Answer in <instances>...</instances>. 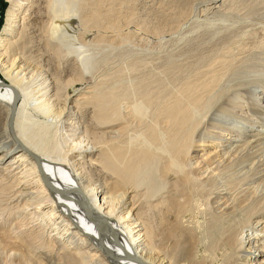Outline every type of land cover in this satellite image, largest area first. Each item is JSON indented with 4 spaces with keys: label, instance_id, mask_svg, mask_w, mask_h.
Returning <instances> with one entry per match:
<instances>
[{
    "label": "bare ground",
    "instance_id": "6f19581e",
    "mask_svg": "<svg viewBox=\"0 0 264 264\" xmlns=\"http://www.w3.org/2000/svg\"><path fill=\"white\" fill-rule=\"evenodd\" d=\"M4 2L0 264H264V60L233 58L156 111L79 31L83 6L43 68L27 52L61 16Z\"/></svg>",
    "mask_w": 264,
    "mask_h": 264
},
{
    "label": "rangeland",
    "instance_id": "374dc122",
    "mask_svg": "<svg viewBox=\"0 0 264 264\" xmlns=\"http://www.w3.org/2000/svg\"><path fill=\"white\" fill-rule=\"evenodd\" d=\"M73 1L71 6L62 4L53 7L47 0H33L34 7L40 10L43 16L58 14L61 17L50 25L42 22L39 24L38 34H35L36 37L33 36L34 48L32 47L27 55L33 53V60L46 68L44 63L46 58L43 57L46 51L44 41L47 40L51 44L54 43L53 51L62 53L64 57L63 49L56 44V41L51 42L50 38L53 39L52 35H54L56 39H60L66 34L69 26L72 25V20L63 17L75 15L76 11H70L74 4L83 6L87 18H90L88 20L95 23L93 16H99L98 20L101 22L98 25L95 23L97 26L93 23H85L83 27H79V31L86 33L89 42L96 40L111 44L112 49L111 47L106 49L103 54V56L110 54L107 60L110 68L114 72L123 70V73L127 74L126 77L130 76L129 81L126 79L124 81L125 88L129 90L130 87L131 91L135 89L141 94L148 95L155 105L151 103L154 107L152 109L156 111L159 105L160 107L165 103L172 105L181 101L182 97L193 93L192 90H196V86L201 82H206L213 70H220L223 63L226 67L229 61L230 65H234L233 58H240L243 55L241 59L245 58L244 61L248 59L251 65L256 63L255 66L258 61L260 63L264 60V56L259 53L264 50V0ZM6 8L7 3L0 0V26H3ZM41 38V42L38 41ZM261 58L263 60H260ZM54 65L57 63L52 66L56 71ZM122 67H127L124 68L127 71ZM123 73L119 72L124 76ZM57 76L60 82L64 81V85L71 87L72 77L69 72L62 77ZM23 221L21 223H24L25 230L27 226L25 220ZM7 226L11 231L10 223ZM20 227L23 228L21 225ZM21 228L20 230L23 231ZM10 231L9 233L12 232L14 236L19 232ZM41 238L34 237L33 245H37L39 240H44L47 242L48 250L53 248L47 238ZM29 251H31L29 247L26 248V252Z\"/></svg>",
    "mask_w": 264,
    "mask_h": 264
},
{
    "label": "water",
    "instance_id": "95a60500",
    "mask_svg": "<svg viewBox=\"0 0 264 264\" xmlns=\"http://www.w3.org/2000/svg\"><path fill=\"white\" fill-rule=\"evenodd\" d=\"M15 102H16V99L14 100V103L13 104H15Z\"/></svg>",
    "mask_w": 264,
    "mask_h": 264
},
{
    "label": "trees",
    "instance_id": "16d2710c",
    "mask_svg": "<svg viewBox=\"0 0 264 264\" xmlns=\"http://www.w3.org/2000/svg\"><path fill=\"white\" fill-rule=\"evenodd\" d=\"M2 26V25H1ZM1 26H0V28H1Z\"/></svg>",
    "mask_w": 264,
    "mask_h": 264
}]
</instances>
